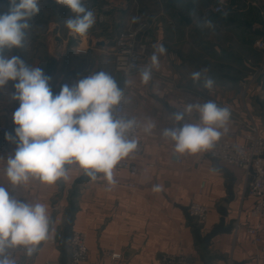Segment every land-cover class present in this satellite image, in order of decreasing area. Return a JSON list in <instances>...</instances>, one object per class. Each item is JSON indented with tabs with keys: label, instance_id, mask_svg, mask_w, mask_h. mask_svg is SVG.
Here are the masks:
<instances>
[{
	"label": "crops",
	"instance_id": "obj_1",
	"mask_svg": "<svg viewBox=\"0 0 264 264\" xmlns=\"http://www.w3.org/2000/svg\"><path fill=\"white\" fill-rule=\"evenodd\" d=\"M223 1L221 13L213 12V0L83 1L95 16L84 35L66 27L74 14L59 2L50 9L53 13L44 32L26 37L35 45L5 51L8 58L16 56L30 67H40L54 94L63 85L75 86L105 71L123 89L125 114L141 123L150 116L157 125L151 133L139 128L146 141L143 154L123 158L136 164L138 173L131 176L116 166V184L110 190L105 179L93 181L75 164L66 165V180L49 185L30 179L24 188H13L5 168L16 144L0 154V186L21 202L43 203L51 218L49 239L31 257L26 251L10 250L16 264H72L68 238L73 229L86 234L88 253L80 264H167L165 255L178 254L188 255L189 264H264V221L259 242L246 232L254 221L249 215L253 198L244 194L243 170L200 153L178 154L174 142L161 134L166 128L197 122L196 112L185 115L179 124L170 119L186 104L212 100L230 111L221 137L240 140L249 121L256 122L264 135V73L251 77V71L264 62L255 44L264 39V0ZM136 14L148 23L142 39L149 49L140 69L123 75L113 66V38ZM179 14L189 16L190 23ZM205 19L213 22L214 29L203 26ZM161 44L166 52L158 54V67L145 84L140 70L151 64V55ZM195 71L202 72L196 84L191 81ZM207 78L213 84L205 89ZM16 82L9 81L0 91ZM15 111V100L0 93V124L10 131ZM7 133H0V141ZM174 153L180 162L171 159ZM211 166L219 172L211 171ZM129 181L134 188L124 185ZM156 185L162 191L155 192ZM192 202L208 208L204 221L188 214ZM114 253L119 257L113 259Z\"/></svg>",
	"mask_w": 264,
	"mask_h": 264
},
{
	"label": "clouds",
	"instance_id": "obj_2",
	"mask_svg": "<svg viewBox=\"0 0 264 264\" xmlns=\"http://www.w3.org/2000/svg\"><path fill=\"white\" fill-rule=\"evenodd\" d=\"M61 3L74 14L66 20V27L74 33L86 34L95 23L94 13L83 0H61ZM39 11V0H8L7 11L0 13V88L9 81H17L12 99L19 101L13 114L15 136H6L16 143L14 155L6 161L8 182L13 188H24L30 179L55 184L68 179L66 165L75 164L91 180L105 179L110 190L116 184L114 168L138 147L132 134L138 128L151 133L157 125H153L150 116L141 123L136 118L116 114L115 109L124 97L123 89L105 71L83 78L75 86L63 85L54 94L50 78L40 67H30L16 56L6 57V50L24 49L29 20ZM203 26L215 27L207 19ZM165 52V47L159 45L151 55V64L140 70L143 83L151 80L152 69L159 64L158 54ZM201 77L202 72L195 71L191 81L196 84ZM212 84L213 80L207 78L204 88ZM186 105L170 119L179 124L185 115L196 112L197 122L166 128L162 136L174 142L178 154L211 149L222 136L221 129L227 131L229 109L212 100ZM153 190L160 192L162 186L156 185ZM50 225L46 205L21 202L0 186V264H16L9 256L10 250L16 248L25 249L31 257L41 242L49 239Z\"/></svg>",
	"mask_w": 264,
	"mask_h": 264
},
{
	"label": "built area",
	"instance_id": "obj_3",
	"mask_svg": "<svg viewBox=\"0 0 264 264\" xmlns=\"http://www.w3.org/2000/svg\"><path fill=\"white\" fill-rule=\"evenodd\" d=\"M223 9V0H215L212 10L219 13ZM131 23L120 27L113 38V66L115 70L123 75H128L140 69V63L148 52L149 46L142 39L148 23L145 18L135 15ZM256 47L264 54V39L256 41ZM264 73V62L259 64L251 71V77H256ZM15 88L3 89L2 95L12 97ZM16 110L19 107V101H16ZM118 116H127L125 114L124 103L121 102L115 109ZM128 118H132L127 116ZM16 125L14 124V129ZM9 130L4 124H0V133L15 136V132ZM6 135V136H7ZM138 141V147L132 155L139 156L144 152L145 137L141 135L139 128L132 134ZM16 143L6 139L0 141V154L8 152L9 147ZM201 157H210L211 159L229 163L241 168L245 176L244 194L253 198V203L249 209V215L254 220L253 224L247 226L246 232L252 241L257 243L261 240L260 231L262 221H264V135H262L259 125L256 122L249 121L244 123L241 132V139L235 140L228 137H220L214 146L206 151L199 152ZM171 159L180 162L181 158L177 154H172ZM118 167L126 169L131 176L138 173V167L131 161L122 159L117 164ZM210 170L219 172V169L211 166ZM203 184V183H202ZM126 187L134 188L132 181L124 184ZM187 212L190 216L204 221L207 217L208 208L200 203L192 202L188 205ZM68 243L70 246V261L72 264H80L87 257L88 249L86 245V234L83 231L73 229L70 232ZM21 253L26 250L16 248ZM111 257L118 258L114 253ZM163 260L167 264H189L190 257L184 254L165 255Z\"/></svg>",
	"mask_w": 264,
	"mask_h": 264
},
{
	"label": "rangeland",
	"instance_id": "obj_4",
	"mask_svg": "<svg viewBox=\"0 0 264 264\" xmlns=\"http://www.w3.org/2000/svg\"><path fill=\"white\" fill-rule=\"evenodd\" d=\"M86 2H92V3H104L106 0H83ZM215 1V0H213ZM61 4V0H39V6L42 5L45 8H41L39 13L36 14L35 16H33L30 20H29V24H30V28L27 31V36L29 38V36L31 35V33L33 32H44L45 28L47 27V20L50 17V15H52V13L50 12V9L53 8V5L56 3ZM224 1H223V5H224ZM8 9V0H0V13L2 12H6ZM224 11V6L221 12ZM219 12V13H221ZM36 19V21H35ZM34 40L28 39V41H25V44L27 45H33L34 44ZM39 44H42V41H38ZM35 45V44H34Z\"/></svg>",
	"mask_w": 264,
	"mask_h": 264
},
{
	"label": "water",
	"instance_id": "obj_5",
	"mask_svg": "<svg viewBox=\"0 0 264 264\" xmlns=\"http://www.w3.org/2000/svg\"><path fill=\"white\" fill-rule=\"evenodd\" d=\"M179 17L186 23H190L191 21V18L189 16L179 14ZM98 44H102V41H99Z\"/></svg>",
	"mask_w": 264,
	"mask_h": 264
},
{
	"label": "trees",
	"instance_id": "obj_6",
	"mask_svg": "<svg viewBox=\"0 0 264 264\" xmlns=\"http://www.w3.org/2000/svg\"><path fill=\"white\" fill-rule=\"evenodd\" d=\"M70 235V234H69Z\"/></svg>",
	"mask_w": 264,
	"mask_h": 264
}]
</instances>
